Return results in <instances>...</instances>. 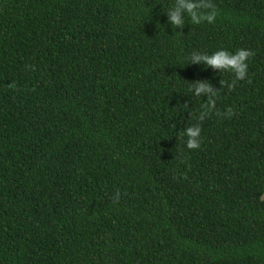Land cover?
Returning a JSON list of instances; mask_svg holds the SVG:
<instances>
[{
	"label": "trees",
	"instance_id": "obj_1",
	"mask_svg": "<svg viewBox=\"0 0 264 264\" xmlns=\"http://www.w3.org/2000/svg\"><path fill=\"white\" fill-rule=\"evenodd\" d=\"M175 2L0 0V264H264V0Z\"/></svg>",
	"mask_w": 264,
	"mask_h": 264
},
{
	"label": "clouds",
	"instance_id": "obj_2",
	"mask_svg": "<svg viewBox=\"0 0 264 264\" xmlns=\"http://www.w3.org/2000/svg\"><path fill=\"white\" fill-rule=\"evenodd\" d=\"M168 22L173 27L182 28L185 25L184 16L187 15L192 23L199 24L207 22L214 23L218 11L210 0H176L175 6L168 11ZM252 56L250 50L240 49L235 53H229L225 50H220L212 55L194 53L190 60L191 63H203L207 67L218 70H229L235 74L236 80H243L247 75L248 59ZM196 96H207L208 102L204 106L205 111L200 114L199 119L203 120L209 112L215 108V100L213 97L216 92L207 82L200 81L194 84ZM219 114V113H218ZM231 109L228 110V115H231ZM183 134L187 137L186 146L189 149H198L200 147L201 127L199 124L187 127ZM119 193H117V196Z\"/></svg>",
	"mask_w": 264,
	"mask_h": 264
},
{
	"label": "rangeland",
	"instance_id": "obj_3",
	"mask_svg": "<svg viewBox=\"0 0 264 264\" xmlns=\"http://www.w3.org/2000/svg\"><path fill=\"white\" fill-rule=\"evenodd\" d=\"M263 199H264V197H263Z\"/></svg>",
	"mask_w": 264,
	"mask_h": 264
}]
</instances>
